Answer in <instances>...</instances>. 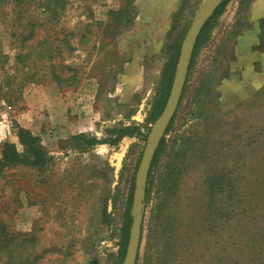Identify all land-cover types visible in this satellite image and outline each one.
I'll list each match as a JSON object with an SVG mask.
<instances>
[{
  "label": "rangeland",
  "instance_id": "374dc122",
  "mask_svg": "<svg viewBox=\"0 0 264 264\" xmlns=\"http://www.w3.org/2000/svg\"><path fill=\"white\" fill-rule=\"evenodd\" d=\"M204 1L62 0L57 16L0 4V160L6 144L22 153L21 130L51 158L0 168L9 264H117L154 102ZM128 126L114 146L71 142ZM163 140L137 264H264V0H231L196 42Z\"/></svg>",
  "mask_w": 264,
  "mask_h": 264
},
{
  "label": "trees",
  "instance_id": "16d2710c",
  "mask_svg": "<svg viewBox=\"0 0 264 264\" xmlns=\"http://www.w3.org/2000/svg\"><path fill=\"white\" fill-rule=\"evenodd\" d=\"M59 1L62 0H0V4H6L10 6H14L19 8L18 14H26L28 9L27 7L31 6L34 2L38 7L37 9H42L43 13L48 12L53 14L54 16L58 15L59 11L57 4ZM231 0H225L220 4V6L214 11L213 15L210 17V19L205 23L203 26V29L201 31L200 36L197 39V46L205 43L208 41V35L209 32L215 27L217 19L222 15L224 12L226 6L230 3ZM59 5V4H58ZM39 26L37 24L31 25V33L25 37L24 39L30 40L35 35V28ZM44 42H38V45H43ZM180 48V45H178V50ZM177 60V54L174 58V61ZM175 62L170 63V65L167 68V71L163 77V81L160 87V91L158 94V98L154 102L153 110H152V117H151V123H154L162 114L165 105L167 103L170 90L173 85L174 81V72H175ZM58 82H62L61 77H55ZM140 128L137 126H128L124 128H116L109 131V137L106 140H98L96 137L91 138L87 140L86 136L78 135L76 137H73L71 139L72 143H78L81 140L86 141V145H84L82 151H87V149H90L96 145L106 143L109 145H117L124 137H132L136 134H138ZM169 132V129H168ZM144 138V137H143ZM19 142L20 145L23 147L22 153L18 152L15 145L6 144L4 146L3 156L0 160V168L5 169L11 166H17V165H25L29 167H43L44 165L48 164L51 160L50 157H48L45 149L40 144V140L38 137H34L30 132L21 130L19 132ZM166 142L163 140L159 147L156 149L154 154V159L152 163V170L157 167L159 164V161L164 153ZM79 146V145H78ZM134 186V185H133ZM149 194V191H148ZM149 199V195L147 197V201ZM132 193L130 197L127 200V211L124 215V224L121 231V249L119 252V256L117 258V264H123L124 262V256L126 252V247L129 239V233L130 228L133 222V217L131 215L132 210ZM1 257H5V263L9 264V255L7 252V248L4 246L0 250Z\"/></svg>",
  "mask_w": 264,
  "mask_h": 264
},
{
  "label": "water",
  "instance_id": "95a60500",
  "mask_svg": "<svg viewBox=\"0 0 264 264\" xmlns=\"http://www.w3.org/2000/svg\"><path fill=\"white\" fill-rule=\"evenodd\" d=\"M217 2H219V0L204 1L188 33L186 34L181 45L179 61L169 98L162 114L156 121V125L153 128L152 133L148 136V143L143 153L136 176V189L133 198L134 205L132 209L133 211L131 213L133 222L130 228L129 240L127 243L123 264H137L145 213L144 200L146 196V187L154 159V154L158 147L159 141L164 136L168 125L173 120L179 107L197 39L200 36L207 19L214 13V11L220 6V4H222L223 1L216 5ZM138 204L141 205L140 211L138 213H134L135 207Z\"/></svg>",
  "mask_w": 264,
  "mask_h": 264
}]
</instances>
